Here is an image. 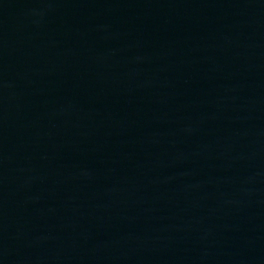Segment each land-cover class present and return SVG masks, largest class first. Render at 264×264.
<instances>
[{
  "label": "water",
  "instance_id": "1",
  "mask_svg": "<svg viewBox=\"0 0 264 264\" xmlns=\"http://www.w3.org/2000/svg\"><path fill=\"white\" fill-rule=\"evenodd\" d=\"M0 264H264V0H0Z\"/></svg>",
  "mask_w": 264,
  "mask_h": 264
}]
</instances>
